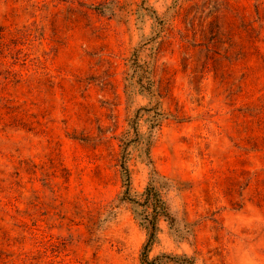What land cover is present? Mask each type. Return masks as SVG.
Returning <instances> with one entry per match:
<instances>
[{"label": "rangeland", "instance_id": "obj_1", "mask_svg": "<svg viewBox=\"0 0 264 264\" xmlns=\"http://www.w3.org/2000/svg\"><path fill=\"white\" fill-rule=\"evenodd\" d=\"M125 138L150 257L264 264V0H0V264H142Z\"/></svg>", "mask_w": 264, "mask_h": 264}, {"label": "trees", "instance_id": "obj_2", "mask_svg": "<svg viewBox=\"0 0 264 264\" xmlns=\"http://www.w3.org/2000/svg\"><path fill=\"white\" fill-rule=\"evenodd\" d=\"M134 61H137V58ZM120 145L122 147L120 157L121 174L126 186L121 201L133 205L136 217L146 229L148 235L141 252L142 264H163L160 256L152 258L150 252L158 237L159 221L161 219L168 221L172 228L175 225V218L165 198L166 193L174 186V182L170 177L152 167L145 190L139 196H132L130 194V170L128 166L130 142L127 138L121 139ZM147 155L149 157V154ZM148 162L152 164L150 158ZM184 259L186 260L180 262L181 264H194L191 258L186 257Z\"/></svg>", "mask_w": 264, "mask_h": 264}]
</instances>
